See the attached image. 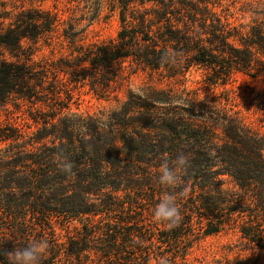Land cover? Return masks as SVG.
<instances>
[{"label":"trees","instance_id":"obj_1","mask_svg":"<svg viewBox=\"0 0 264 264\" xmlns=\"http://www.w3.org/2000/svg\"><path fill=\"white\" fill-rule=\"evenodd\" d=\"M216 3L115 0V37L84 43L70 23L67 53L39 59L35 45L57 16L38 7L11 15L0 29L9 56L0 58V104L26 105L30 122L0 121V264L40 238L49 241L42 264H188L199 236L229 229L264 249V136L185 88L147 83L117 95L126 69L175 82L193 65L214 81L264 73V22L233 25ZM165 49L178 54L176 66L160 62ZM73 86L117 104L70 112ZM178 153L189 158L187 172L163 187L159 165ZM166 192L178 195L182 215L170 231L152 220ZM72 220L76 234L58 240L55 226Z\"/></svg>","mask_w":264,"mask_h":264},{"label":"rangeland","instance_id":"obj_2","mask_svg":"<svg viewBox=\"0 0 264 264\" xmlns=\"http://www.w3.org/2000/svg\"><path fill=\"white\" fill-rule=\"evenodd\" d=\"M216 10L228 16L233 25L242 24L248 30L254 20L264 22V0H216ZM29 7H38L57 16L58 25L47 37H41L36 45L33 59L59 56L67 53L68 42L63 29L74 24L84 43L103 41L115 37L119 27L115 0H0V29L8 25L13 13ZM28 42V41H27ZM26 42V43H27ZM28 44H31L29 41ZM8 58L0 50V58ZM117 93L122 100L128 89L136 90L145 84L155 86H174L194 93L218 109H230L242 118L253 131L264 136V73L250 77L242 72H235L225 81L212 80L208 71L193 65L184 74L182 80L159 78L156 74L137 70L125 71ZM113 97L102 99L94 95L86 86H73L69 111L82 115L99 114L116 106ZM0 121L15 122L25 126L26 105L18 103L0 104ZM79 220H72L67 228L56 225L58 240L65 241L76 234ZM188 264H264V249L242 238L234 229L214 234L199 236L186 256ZM156 261L153 260V263Z\"/></svg>","mask_w":264,"mask_h":264},{"label":"clouds","instance_id":"obj_3","mask_svg":"<svg viewBox=\"0 0 264 264\" xmlns=\"http://www.w3.org/2000/svg\"><path fill=\"white\" fill-rule=\"evenodd\" d=\"M160 62L165 65L176 66L178 54L175 51L165 49ZM190 161L183 154L178 153L174 158L164 157L159 165L158 183L167 188H175L182 174L187 172ZM71 163L63 165V171L71 172ZM180 196L187 195V187L181 191ZM178 195L174 192L164 193L152 210V220L154 223L161 224L166 230H172L179 226L182 215L177 204ZM49 248V241L46 238L34 239L28 244L15 247L11 251L5 252L6 264H42L43 257ZM157 264H170L167 257H160Z\"/></svg>","mask_w":264,"mask_h":264}]
</instances>
